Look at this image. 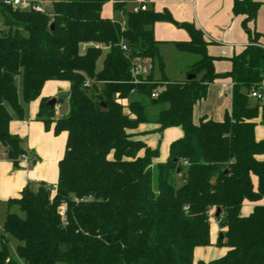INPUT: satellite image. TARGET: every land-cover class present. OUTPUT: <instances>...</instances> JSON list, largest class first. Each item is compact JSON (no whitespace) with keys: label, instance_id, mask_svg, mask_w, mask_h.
Segmentation results:
<instances>
[{"label":"trees","instance_id":"16d2710c","mask_svg":"<svg viewBox=\"0 0 264 264\" xmlns=\"http://www.w3.org/2000/svg\"><path fill=\"white\" fill-rule=\"evenodd\" d=\"M36 1L48 4L47 15L0 4L7 28L0 32V145L18 167L26 152L9 123L25 119V106L50 81L69 84V112L54 118L56 104L49 108L42 99L37 120L67 137L55 189L39 183L5 202L0 264H205L193 253L210 244L212 209H219L216 220L225 231L218 244L226 253L209 264H264V205L257 204L264 196L258 159L264 142L255 138L260 112L248 97L264 76L259 33L248 26L261 3L233 0L249 45L230 58L228 73L218 74L202 32L167 11L132 13L135 0H114L110 20L101 16L109 0ZM158 22L188 34V42L175 46L198 57L186 73L192 79L169 82L151 70L133 82L134 61L156 60L162 74L153 35ZM82 45H89L84 54ZM102 48L108 51L97 70ZM219 79L232 82L230 112L194 124V107ZM144 124L158 134L181 128L165 162L154 164L158 149L134 133ZM245 201L255 205L244 217Z\"/></svg>","mask_w":264,"mask_h":264},{"label":"crops","instance_id":"0c3cea01","mask_svg":"<svg viewBox=\"0 0 264 264\" xmlns=\"http://www.w3.org/2000/svg\"><path fill=\"white\" fill-rule=\"evenodd\" d=\"M113 1L114 0H111V11L107 9L105 4L102 7L101 16L103 18L110 20L115 19L112 11ZM254 1L260 2L261 6L257 11L255 21L249 23L248 26L259 33L258 43L264 47V0ZM143 3L146 4L149 10H154L155 12L167 11L178 24L189 23L199 29L204 39L209 42L207 54L215 59L214 70L218 74L228 73L231 70L230 58L241 53L245 47L249 45L248 37L241 25L242 17L234 16L232 13L233 0H135L128 8L130 10L133 5ZM119 20L124 21L122 17H120ZM153 35L155 41L159 43V54L161 59L163 57L161 48L170 47L182 54L181 58L185 61L184 68L180 71V76L183 73L186 74L188 71L187 69L198 60L196 55L180 52L175 46L176 43H185L189 41V36L185 30L177 28L171 23L158 22L153 26ZM81 47H83V49L80 50V54H84L89 45H82ZM107 51V48H102V55L100 57L101 65H97L99 59L96 63L97 70L102 68V63ZM143 61H137V63L143 64ZM163 70H165L164 62ZM147 74L148 73H146V75ZM179 81H183V79ZM211 92L217 94V109L207 106L206 112L202 114L201 117L206 116L208 119L221 121L225 113L230 112L231 109V80L219 79L214 81L207 89L209 96H211ZM68 96L69 84L67 82H46L41 90L40 97L25 106V119L22 121L14 119L9 123L8 129L10 134L16 135L20 139L27 140L28 150L26 155L29 157V162L26 164L19 160L18 167L15 168L11 162L5 159L4 153L2 152L0 159V201L6 202L9 199L18 198L21 191L26 187L31 189L30 187L32 184L35 185V190L39 183L47 184L46 181H50V184L47 185H55L58 176V162L63 157L67 135L65 132H62L55 136L53 134V124L50 126V129L46 131L43 123L37 120V115L42 99H55L57 108V110L55 109V116H58V118L66 116L69 110H63V114L61 115L58 102L62 98H65L68 102ZM252 104H256V102L253 100ZM194 109L192 119L194 118ZM255 122V138L258 141L264 142V123L262 122L261 114ZM193 123L197 124L194 122V119ZM155 129V125L144 124L140 125L134 133L141 136L146 133H151ZM179 129L181 130V128ZM170 134V140L172 142L182 137L183 132L182 130H174ZM140 136L138 139L151 147L148 142L140 138ZM258 159L264 161V155L258 157ZM33 160H35V162H33ZM31 163L32 166H30ZM153 163H158L157 159L154 160ZM48 177L51 179L47 180ZM245 202L240 210V215L244 217L250 214L255 205L251 202H249V205H246ZM257 204L264 205V196ZM214 211L215 209H213V212ZM213 212L211 211L210 215H212ZM214 230H216L215 227L211 228L210 224L209 237L211 243L213 242L212 233ZM224 231L223 229L222 234ZM207 247H198L194 250V261L203 262L206 254H208V257L211 255L209 259L212 261L221 258L226 253V248L215 253L214 251H205Z\"/></svg>","mask_w":264,"mask_h":264},{"label":"rangeland","instance_id":"374dc122","mask_svg":"<svg viewBox=\"0 0 264 264\" xmlns=\"http://www.w3.org/2000/svg\"><path fill=\"white\" fill-rule=\"evenodd\" d=\"M105 6H107V9H110L111 11V0H109L108 2L105 3ZM2 31H7V28L3 25L2 23V17L0 14V32ZM83 47L80 48V50H82ZM161 53H162V59L163 62L165 63V70H162V74L160 71V68L158 66V62L155 60L153 63H151L149 60H144L143 61V66L145 67V72L146 73H150L151 70H153V76L156 79L161 78V76L163 75V77L168 80L169 82H176L179 80H185L187 79L188 75L187 74H180V71L184 68V61L181 58L182 54H180L179 52H177L176 50H174L173 48L170 47H166V48H161ZM98 66L101 65V59L98 61L97 63ZM189 69V68H188ZM187 69V70H188ZM164 71V73H163ZM211 99V100H210ZM253 100L250 99V103H252ZM209 103V104H208ZM208 104V105H207ZM218 105V99H217V94L214 92H211V96L208 95V93L206 94V98L198 103L194 109V122L198 123L199 119L201 117L202 114H204L206 112V108L211 107V108H216V106ZM58 107L60 109L61 115L63 114V110L68 109L69 110V105L68 102L66 101L65 98H62L59 102H58ZM217 109V108H216ZM216 109H212V110H216ZM219 109V108H218ZM54 118H58V116L54 115ZM61 118V117H59ZM181 131L179 128H172V129H167L165 130L162 134H158V133H146L140 136V138L144 139L145 141L148 142V144L152 147V148H157L158 149V158L157 161L158 162H165L167 157H168V148H169V144L171 143L170 140V136L172 133V131ZM22 139V138H21ZM27 140L26 139H22V144L21 147L22 149L27 153L28 150V146H27ZM3 152V148L0 145V159H1V154ZM30 166H32V163L30 164ZM51 178L48 177L47 180H50ZM47 184H50V181H46ZM31 190H35V185L32 184L31 185ZM246 205H249V202H245ZM213 212V209L211 210ZM210 211V212H211ZM6 215V205L5 202L0 201V234L2 233V223L4 220V217ZM209 223L211 224V228H214L216 230H214V232L212 233V238H213V242L209 244V246L207 247V250L205 251H214L215 253L222 251L225 247L223 245L218 244V241L220 240L219 236L220 234H222V230L220 229L217 223V220L215 218V211L212 213V215H210V219H209ZM12 249L14 248V244H11ZM208 253V252H207ZM211 255H209L210 257ZM208 257V254L205 255L203 262L205 264H209L210 260Z\"/></svg>","mask_w":264,"mask_h":264},{"label":"built area","instance_id":"2783aa9c","mask_svg":"<svg viewBox=\"0 0 264 264\" xmlns=\"http://www.w3.org/2000/svg\"><path fill=\"white\" fill-rule=\"evenodd\" d=\"M0 4L7 6V7H12V8H17L22 11H33L42 15H47L48 11V4H46L43 1H36V0H0ZM147 6L145 3L143 4H138V5H133L131 8L132 13H137L139 11H146ZM119 25L122 29L125 27V22L124 21H119ZM121 49L123 51H127V48L125 45H121ZM264 50V47H263ZM131 76L133 78L134 83H138V77L139 76H146L145 72V67L137 63V61H134L132 63V68L130 70ZM157 96L156 92H154L151 97L155 98ZM249 99L254 100L257 103L258 110L261 114L262 117V122L264 123V76L261 78V80L249 91L248 93ZM57 110V108H55ZM21 162L23 163H28L29 162V157L25 155H21L20 159ZM55 189V185L52 186V190ZM61 216H63L62 210H60Z\"/></svg>","mask_w":264,"mask_h":264},{"label":"water","instance_id":"95a60500","mask_svg":"<svg viewBox=\"0 0 264 264\" xmlns=\"http://www.w3.org/2000/svg\"><path fill=\"white\" fill-rule=\"evenodd\" d=\"M53 28V26H51V29ZM192 77L193 76H188L187 77V80H190V79H192ZM55 103H56V100L55 99H51V100H49L48 101V103L46 104V106L47 107H49V108H52L54 105H55ZM179 172V170H177V173ZM219 216V209H216V211H215V218H217ZM222 237H223V234H220V236H219V238L220 239H222Z\"/></svg>","mask_w":264,"mask_h":264}]
</instances>
